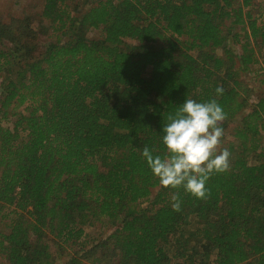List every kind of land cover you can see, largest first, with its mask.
Listing matches in <instances>:
<instances>
[{"label":"trees","instance_id":"obj_1","mask_svg":"<svg viewBox=\"0 0 264 264\" xmlns=\"http://www.w3.org/2000/svg\"><path fill=\"white\" fill-rule=\"evenodd\" d=\"M39 16L0 20L2 262L264 264V92L251 102L244 78H264V0H45ZM184 99L234 124L205 199L142 156L166 153Z\"/></svg>","mask_w":264,"mask_h":264},{"label":"clouds","instance_id":"obj_2","mask_svg":"<svg viewBox=\"0 0 264 264\" xmlns=\"http://www.w3.org/2000/svg\"><path fill=\"white\" fill-rule=\"evenodd\" d=\"M223 91L220 87L216 89L217 95ZM225 119L226 113L215 99L205 102L184 99L178 110L169 115V122L161 128L166 153L163 157L154 155L148 147L142 152L163 187L183 188L197 199L207 197V181L213 174L226 173L230 168L229 150L217 151L224 135ZM173 200V210L180 211L179 197Z\"/></svg>","mask_w":264,"mask_h":264},{"label":"rangeland","instance_id":"obj_3","mask_svg":"<svg viewBox=\"0 0 264 264\" xmlns=\"http://www.w3.org/2000/svg\"><path fill=\"white\" fill-rule=\"evenodd\" d=\"M45 0H0V20L4 22H8L13 18H22L25 16H31L33 18L34 25L42 30V23L40 18V14L43 9ZM81 1V0H80ZM84 2V0H82ZM45 26H48V22L44 21ZM91 37L98 36L96 31H92L89 33ZM131 43V42H129ZM262 60V59H261ZM264 66V63H260L255 68H260ZM262 72V71H260ZM245 82L249 87H253V95L251 96V102L256 99V96L264 92V78L261 73L250 72L244 75ZM6 125H10L7 121L4 122ZM234 124L232 123L225 131H224V139L222 145H219L218 151L225 144L226 140L231 138V132L233 130ZM142 205H147V202H144ZM88 232H90L94 236L99 235H107L111 232V224L105 222L103 224H99L94 228H88ZM61 262L62 259H59ZM4 264L0 259V264Z\"/></svg>","mask_w":264,"mask_h":264}]
</instances>
